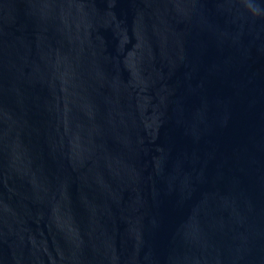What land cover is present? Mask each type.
Instances as JSON below:
<instances>
[{
    "label": "water",
    "instance_id": "water-1",
    "mask_svg": "<svg viewBox=\"0 0 264 264\" xmlns=\"http://www.w3.org/2000/svg\"><path fill=\"white\" fill-rule=\"evenodd\" d=\"M0 264H264V0H0Z\"/></svg>",
    "mask_w": 264,
    "mask_h": 264
}]
</instances>
